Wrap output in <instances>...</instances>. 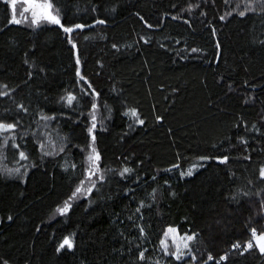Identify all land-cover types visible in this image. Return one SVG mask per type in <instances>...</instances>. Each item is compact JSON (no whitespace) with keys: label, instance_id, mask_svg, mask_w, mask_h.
<instances>
[{"label":"trees","instance_id":"trees-1","mask_svg":"<svg viewBox=\"0 0 264 264\" xmlns=\"http://www.w3.org/2000/svg\"><path fill=\"white\" fill-rule=\"evenodd\" d=\"M51 2L0 0V264H264V0Z\"/></svg>","mask_w":264,"mask_h":264},{"label":"snow or ice","instance_id":"snow-or-ice-1","mask_svg":"<svg viewBox=\"0 0 264 264\" xmlns=\"http://www.w3.org/2000/svg\"><path fill=\"white\" fill-rule=\"evenodd\" d=\"M24 2L26 4L29 5L30 8H32V16H33V23L34 24H38L40 22V20H44L45 22L48 23H52V24H57L60 25L61 27H63V24L61 23V20L59 19L58 14H54V13H58V9H55L53 7V4L51 2V0H24ZM13 8H15V3L13 2ZM25 11H28V8H23L21 11V15L23 16V13ZM241 16L245 15L244 12H240L239 13ZM221 19H224V17H221ZM12 22L14 23H21L22 21L19 19H16L15 16H13V20ZM100 23H103V21H99ZM84 25H76V28H83ZM149 27H151V25H149ZM66 32H71L73 29L72 28H65L64 29ZM193 51H196L195 49H193ZM75 99V97L73 96H68L67 100L68 103L71 104V102ZM130 115L134 116V117H138V114L135 110H131V112L129 113ZM139 123H143V120H140ZM15 125H3L0 124V130H8V129H12L14 128ZM93 127H95V124H93ZM93 140H95V137H93ZM18 147V146H17ZM20 157L22 159H26V156L23 152L20 153ZM89 161L92 163L93 166L98 168V165L96 164V162L100 159L99 154L96 153L95 149H92V154L89 155L88 157ZM227 158L225 157V160ZM16 171H19V169H17ZM131 171L128 168H125L123 170V172L121 173V175H123L124 173H127ZM90 174H94V173H90ZM188 175L191 174V170L187 173ZM261 177L264 178V170L261 171L260 173ZM81 191V188H77V193H79ZM76 194L74 193L73 196H75ZM71 199V198H70ZM70 207V204L68 202H65V207L62 209H59V211L61 213L66 212L67 209ZM177 230L176 229H172L170 228L168 230L167 233H165V236L167 237L169 234L171 233H175ZM252 236H253V241H249L246 243L245 246V250L247 249H251L253 247V243L255 242V245L257 246L258 250L261 253H264V234H257L255 229H252ZM195 238V234L188 236L185 235L183 237H181V240L184 241H191ZM173 239H175V237H173ZM162 245L164 246L165 251L167 250V244L166 241H162L161 242ZM65 246L68 247H72V241L69 238H65L63 243L60 245L61 248H64ZM184 247L188 248V244L184 243ZM233 247H240L239 244H235L233 245ZM177 252H179V247L177 248ZM175 259L180 260L183 258V254H177V253H171ZM141 258H143V253H141ZM226 256L221 257V260L226 259ZM209 260H212L213 257L211 255H209L208 257Z\"/></svg>","mask_w":264,"mask_h":264},{"label":"rangeland","instance_id":"rangeland-1","mask_svg":"<svg viewBox=\"0 0 264 264\" xmlns=\"http://www.w3.org/2000/svg\"><path fill=\"white\" fill-rule=\"evenodd\" d=\"M28 9L32 10V8H30L29 5H28ZM192 172H194V169L191 170V173ZM172 229H176V228H172ZM261 234H264V232H262ZM170 235L172 238L175 237L174 240H176L179 245L184 246V243H186V241L181 240V237H183V236L178 232V230L175 233H171Z\"/></svg>","mask_w":264,"mask_h":264}]
</instances>
